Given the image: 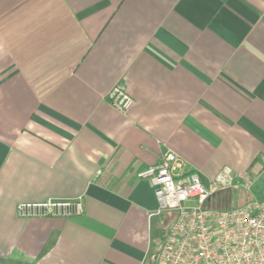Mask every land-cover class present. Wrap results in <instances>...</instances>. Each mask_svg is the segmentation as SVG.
I'll use <instances>...</instances> for the list:
<instances>
[{
  "label": "crops",
  "instance_id": "obj_1",
  "mask_svg": "<svg viewBox=\"0 0 264 264\" xmlns=\"http://www.w3.org/2000/svg\"><path fill=\"white\" fill-rule=\"evenodd\" d=\"M169 150L264 173V0H0V264H157ZM50 199L84 213L18 217Z\"/></svg>",
  "mask_w": 264,
  "mask_h": 264
},
{
  "label": "built area",
  "instance_id": "obj_2",
  "mask_svg": "<svg viewBox=\"0 0 264 264\" xmlns=\"http://www.w3.org/2000/svg\"><path fill=\"white\" fill-rule=\"evenodd\" d=\"M111 105L128 112L134 100L122 87L109 95ZM155 188L158 209L173 221L157 264H264V204L253 201L227 210L212 208L213 196L238 186L236 175L224 167L210 184L177 152L169 150L159 163L137 173ZM81 199L23 203L20 218L82 215Z\"/></svg>",
  "mask_w": 264,
  "mask_h": 264
},
{
  "label": "trees",
  "instance_id": "obj_3",
  "mask_svg": "<svg viewBox=\"0 0 264 264\" xmlns=\"http://www.w3.org/2000/svg\"><path fill=\"white\" fill-rule=\"evenodd\" d=\"M227 192H230V189L217 192L213 196V198L210 202V206L212 208L219 209V210L227 209V206H225V204L228 203V199H229ZM223 194H226V195H225L224 199H221L220 197ZM235 194H238V193H235ZM249 194L252 195V197H258L260 194H264V173L258 179H256L254 181V183L250 187ZM240 201H241L240 205L246 204V202H243V201H245V199L241 196H240ZM262 202H264V201H261V203ZM262 204H264V203H262Z\"/></svg>",
  "mask_w": 264,
  "mask_h": 264
},
{
  "label": "rangeland",
  "instance_id": "obj_4",
  "mask_svg": "<svg viewBox=\"0 0 264 264\" xmlns=\"http://www.w3.org/2000/svg\"><path fill=\"white\" fill-rule=\"evenodd\" d=\"M251 185L252 184H250V185L249 184H241L239 186H236L233 189H230V192H227V195L229 197L228 203L225 204V206H227V209L242 206V205H240L241 204L240 196L245 199V201H243V202H246V204H247V202L250 203V202H253L256 200H259L260 202L264 201V195L263 194H260L258 197H252V195L249 194ZM235 193H238V194H235ZM225 195L226 194H223L220 198L224 199ZM262 203H264V202H262ZM227 209H224V210H227Z\"/></svg>",
  "mask_w": 264,
  "mask_h": 264
}]
</instances>
